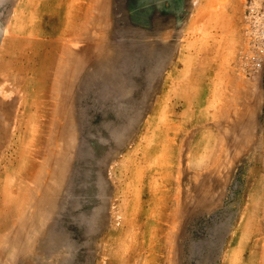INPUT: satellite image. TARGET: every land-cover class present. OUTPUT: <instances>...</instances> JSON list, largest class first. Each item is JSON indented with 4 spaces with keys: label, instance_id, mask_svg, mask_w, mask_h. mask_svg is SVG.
Returning a JSON list of instances; mask_svg holds the SVG:
<instances>
[{
    "label": "rangeland",
    "instance_id": "1",
    "mask_svg": "<svg viewBox=\"0 0 264 264\" xmlns=\"http://www.w3.org/2000/svg\"><path fill=\"white\" fill-rule=\"evenodd\" d=\"M264 0H0V264H264Z\"/></svg>",
    "mask_w": 264,
    "mask_h": 264
},
{
    "label": "built area",
    "instance_id": "2",
    "mask_svg": "<svg viewBox=\"0 0 264 264\" xmlns=\"http://www.w3.org/2000/svg\"><path fill=\"white\" fill-rule=\"evenodd\" d=\"M257 33L260 39L259 54L253 55L252 59L254 63L260 66L262 64V57L260 56V54L264 53V19L258 22Z\"/></svg>",
    "mask_w": 264,
    "mask_h": 264
}]
</instances>
